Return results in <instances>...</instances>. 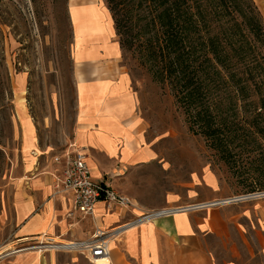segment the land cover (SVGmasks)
Here are the masks:
<instances>
[{
  "label": "rangeland",
  "instance_id": "1",
  "mask_svg": "<svg viewBox=\"0 0 264 264\" xmlns=\"http://www.w3.org/2000/svg\"><path fill=\"white\" fill-rule=\"evenodd\" d=\"M259 38L246 58L254 73L244 78L260 88L244 99L235 92L212 96L214 128L198 127L190 121L196 110L187 111L172 84L143 62L144 51L123 52L104 0H0V264L31 251L39 264H93L84 248L43 247L80 241L66 225L55 241H20L13 227L30 179L54 181L76 150L100 162L96 176L130 198L139 212L133 221L153 210L191 207L176 214L191 218L197 234L191 243L213 264H264V26ZM105 58L117 59L130 79L151 161H97L98 147L77 142L75 69L83 59ZM144 204L158 207L144 211ZM61 208L59 218L94 229L90 216Z\"/></svg>",
  "mask_w": 264,
  "mask_h": 264
},
{
  "label": "crops",
  "instance_id": "2",
  "mask_svg": "<svg viewBox=\"0 0 264 264\" xmlns=\"http://www.w3.org/2000/svg\"><path fill=\"white\" fill-rule=\"evenodd\" d=\"M255 1L264 17V0ZM78 65L75 69L78 86L77 142L91 149L98 147L97 161H101L102 156H109V160L121 164L151 161L153 158L139 132L137 97L131 91L130 79L119 61L114 58H105L103 62L83 59ZM99 163L90 156L89 164L95 178L100 172ZM54 182L55 179L39 175L30 179L24 196L18 202L13 222L20 241H37L48 236L54 241L65 225L68 230H73L75 239L84 241L96 228L112 231L114 227L133 221L139 213L134 208H116L109 212L102 203H98L97 217L88 215L95 223L94 229L85 231L86 225H77V218L72 222L65 215L59 218L64 211L61 206H72V200L69 197L52 198ZM157 207L144 204L141 209L150 211ZM4 220L0 214V226ZM194 226L189 216L181 214L134 224L115 240L111 239L110 264H213L200 245L191 243L197 236ZM34 253L18 254L14 264H39Z\"/></svg>",
  "mask_w": 264,
  "mask_h": 264
},
{
  "label": "trees",
  "instance_id": "3",
  "mask_svg": "<svg viewBox=\"0 0 264 264\" xmlns=\"http://www.w3.org/2000/svg\"><path fill=\"white\" fill-rule=\"evenodd\" d=\"M104 1L123 52L144 51L143 62L172 84L187 111L196 110L190 121L198 127L214 128L212 96L235 92L244 99L260 88L244 78L254 73L246 58L264 26L254 0Z\"/></svg>",
  "mask_w": 264,
  "mask_h": 264
},
{
  "label": "built area",
  "instance_id": "4",
  "mask_svg": "<svg viewBox=\"0 0 264 264\" xmlns=\"http://www.w3.org/2000/svg\"><path fill=\"white\" fill-rule=\"evenodd\" d=\"M89 157L82 150H76L66 157V164L60 175H56L53 184L52 198L62 197L72 200V211L68 213L71 216L75 213L92 215L97 217L95 211L98 203H102L104 208L111 210L112 208L131 207V200L126 195L120 193L114 186L110 178H95L89 164ZM191 207L183 208H162L146 212L143 216L133 222H128L121 226H117L109 231L105 228H97L91 237L84 241L73 242L70 248L81 247L88 250L90 261L96 264L97 257L101 259H110V242L123 233L120 229L129 225L150 221L153 218L176 214ZM125 232V231H124ZM51 239V237H47ZM53 241V240H52ZM54 247L53 243H46L44 248Z\"/></svg>",
  "mask_w": 264,
  "mask_h": 264
},
{
  "label": "bare ground",
  "instance_id": "5",
  "mask_svg": "<svg viewBox=\"0 0 264 264\" xmlns=\"http://www.w3.org/2000/svg\"><path fill=\"white\" fill-rule=\"evenodd\" d=\"M98 18L105 20L103 14L102 15L100 14V16H98ZM132 226H133V224L131 223V224L123 227L120 230L124 232V231H127L128 229L132 228ZM71 244H73V242L69 241L68 243H64V244H54V247H61L59 245H64V247H66V248L69 247L70 248ZM96 264H110V259H108V258L107 259H101V258L97 257Z\"/></svg>",
  "mask_w": 264,
  "mask_h": 264
},
{
  "label": "water",
  "instance_id": "6",
  "mask_svg": "<svg viewBox=\"0 0 264 264\" xmlns=\"http://www.w3.org/2000/svg\"><path fill=\"white\" fill-rule=\"evenodd\" d=\"M211 205H213V203H211Z\"/></svg>",
  "mask_w": 264,
  "mask_h": 264
}]
</instances>
